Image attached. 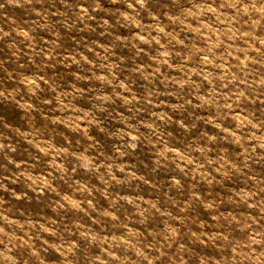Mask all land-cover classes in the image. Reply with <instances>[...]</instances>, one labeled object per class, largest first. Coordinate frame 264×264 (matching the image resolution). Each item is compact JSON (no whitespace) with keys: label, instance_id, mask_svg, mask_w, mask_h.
Here are the masks:
<instances>
[{"label":"clouds","instance_id":"1","mask_svg":"<svg viewBox=\"0 0 264 264\" xmlns=\"http://www.w3.org/2000/svg\"><path fill=\"white\" fill-rule=\"evenodd\" d=\"M0 106V264H264V0H0Z\"/></svg>","mask_w":264,"mask_h":264},{"label":"rangeland","instance_id":"2","mask_svg":"<svg viewBox=\"0 0 264 264\" xmlns=\"http://www.w3.org/2000/svg\"><path fill=\"white\" fill-rule=\"evenodd\" d=\"M147 59V58H145ZM0 115H7L9 119H14L15 114L9 112L7 109H4L2 106H0Z\"/></svg>","mask_w":264,"mask_h":264}]
</instances>
